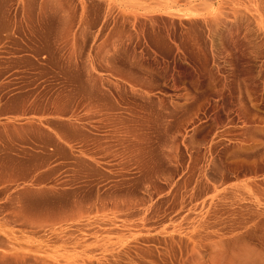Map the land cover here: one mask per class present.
<instances>
[{"label":"rangeland","instance_id":"374dc122","mask_svg":"<svg viewBox=\"0 0 264 264\" xmlns=\"http://www.w3.org/2000/svg\"><path fill=\"white\" fill-rule=\"evenodd\" d=\"M0 264H264V0H0Z\"/></svg>","mask_w":264,"mask_h":264}]
</instances>
